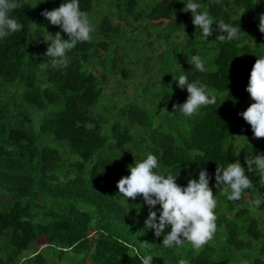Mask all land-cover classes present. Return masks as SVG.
Segmentation results:
<instances>
[{
  "label": "trees",
  "instance_id": "16d2710c",
  "mask_svg": "<svg viewBox=\"0 0 264 264\" xmlns=\"http://www.w3.org/2000/svg\"><path fill=\"white\" fill-rule=\"evenodd\" d=\"M18 2L12 15L23 28L0 38V264H142L149 255L152 264H264V203L250 207L264 185L245 164L246 156L264 153V138H254L239 115L253 103L246 87L264 55V0H194L214 24L240 25L239 39L224 42L215 39L219 31L202 38L191 12L182 11L188 0H79L96 30L91 42L67 53V67L46 64L45 39L61 29L41 14L67 0ZM138 21L163 41L161 51L146 45ZM133 49L139 87L127 99L107 93L116 60ZM193 55L204 58L207 71L195 69ZM181 74L214 89L216 103L192 117L174 113L173 104L188 95L175 83ZM148 153L181 186L207 169L218 218L201 250L187 242L164 247L163 236L144 225L142 198L119 194L118 180ZM236 160L253 188L232 202L215 188V169Z\"/></svg>",
  "mask_w": 264,
  "mask_h": 264
},
{
  "label": "clouds",
  "instance_id": "9594fccd",
  "mask_svg": "<svg viewBox=\"0 0 264 264\" xmlns=\"http://www.w3.org/2000/svg\"><path fill=\"white\" fill-rule=\"evenodd\" d=\"M19 7L21 4L18 0H0V38L22 30V23L12 15L13 10ZM202 8L200 3L188 0L182 11L191 12L192 24L200 29L203 39L207 40L214 31H219L215 39L221 42L239 39L241 33H244L240 25L232 26L224 21L214 24L209 11ZM41 14L51 25L61 29L54 35L48 33L45 39L48 47L44 55L49 58L46 64L67 67V53L78 43L91 42L93 39L96 29L90 14L80 9L79 0H67L58 8L45 10ZM213 25H216L215 29ZM258 28L264 33V13L259 16ZM61 32L68 38L64 39ZM191 62L199 72L207 71L205 60L200 55H193ZM175 83L181 90L186 89L188 95L182 104H173L174 113L179 111L185 117H192L199 114L201 107L216 103L215 90L199 80L190 82L186 74H181ZM246 91L253 103L239 115L251 126L254 138H264V55L259 56L252 66ZM238 137L247 140L244 136ZM245 164L247 172L255 166L260 174V183L264 185V153L246 156ZM159 169V159L152 153L140 161L134 160L128 166L129 175L122 176L116 184L119 194L126 201L142 198L148 207L144 225L154 230L156 237L163 236L164 247H181L187 242L194 250H201L214 238L218 218L215 213L218 201L210 187L211 177L207 169L201 168L199 178L189 179L186 186L177 183L178 176L171 172L165 174ZM215 182V188L221 190L232 202L239 201L245 190L253 188V182L239 160L227 163L226 166L217 165ZM262 203L264 196L257 195L250 202V207L255 211ZM168 228L170 231L165 232ZM141 260L142 264H152L150 255L142 256ZM179 264H188V261L182 259Z\"/></svg>",
  "mask_w": 264,
  "mask_h": 264
},
{
  "label": "rangeland",
  "instance_id": "374dc122",
  "mask_svg": "<svg viewBox=\"0 0 264 264\" xmlns=\"http://www.w3.org/2000/svg\"><path fill=\"white\" fill-rule=\"evenodd\" d=\"M136 19L134 14H131V20ZM140 26V37L145 41L146 45L149 46L153 53L161 51L164 48V43L162 40L157 39L155 31L146 23L138 21ZM138 52L129 50L124 55L118 57L115 62L114 71L108 74V82L106 86V92L112 94L113 91L117 90L119 97L127 99L135 93L136 87H139L137 83V78L133 79V75L136 71V59L138 58ZM104 72L103 70L100 71ZM131 75V79L128 80L127 76ZM136 80V82H134ZM155 125L157 127L163 126V117L158 115L154 118ZM40 245V242L37 243ZM29 250H35V244L32 243L29 246ZM80 260V263H83Z\"/></svg>",
  "mask_w": 264,
  "mask_h": 264
}]
</instances>
